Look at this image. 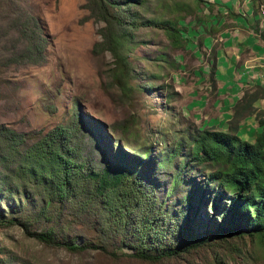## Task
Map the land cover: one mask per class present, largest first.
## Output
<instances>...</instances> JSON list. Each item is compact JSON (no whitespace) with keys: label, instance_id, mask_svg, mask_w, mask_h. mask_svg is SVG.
I'll list each match as a JSON object with an SVG mask.
<instances>
[{"label":"trees","instance_id":"1","mask_svg":"<svg viewBox=\"0 0 264 264\" xmlns=\"http://www.w3.org/2000/svg\"><path fill=\"white\" fill-rule=\"evenodd\" d=\"M144 4L145 0L84 2L88 15L102 22L91 51L110 53L112 75L120 86L127 83V48L139 26L163 29L173 45L181 41L179 27L144 18L139 9ZM39 22L16 0H0V36L11 40L10 48H1L2 64L43 59L46 34ZM260 34L264 36V30ZM17 41L22 43L18 48ZM210 78L213 85L212 74ZM260 97L264 98L263 86L244 87L225 129L194 128L188 135L187 157L177 169H193L201 181L188 186L194 179L191 175L174 177L166 193L176 183L184 193L173 206L156 198L152 182L140 170L95 167L82 154L79 142H73L81 126L78 121L70 127L56 124L32 137L0 123V224L17 225L28 236L69 250L96 249L148 261L245 236L263 242L264 108L254 104ZM247 115H253L260 126L252 141L237 134ZM179 145L180 141L177 149ZM177 149L175 145L172 152ZM119 150L128 167L133 161L150 159L147 149L139 151L141 158ZM180 207L185 210L178 221ZM197 218H205L206 224L199 226Z\"/></svg>","mask_w":264,"mask_h":264},{"label":"rangeland","instance_id":"2","mask_svg":"<svg viewBox=\"0 0 264 264\" xmlns=\"http://www.w3.org/2000/svg\"><path fill=\"white\" fill-rule=\"evenodd\" d=\"M260 1L255 4L264 27ZM84 2L16 0L20 9L38 17L46 42L40 62L4 65L0 60V123L32 137L56 124L70 127L78 121L81 126L73 142H79L82 154L95 167L140 170L152 182L158 200L177 205L184 188L176 183L166 193L170 181L179 174L194 178L188 186L201 181L199 172L177 169L187 157L188 135L194 128L221 125L215 121L210 78L217 41L208 37L230 25L226 20L234 13L207 0H145L139 8L142 16L179 27L181 41L173 45L163 29L139 26L127 48V83L120 86L112 75L110 53L91 51L102 22L88 15ZM220 19L225 20L220 23ZM21 44L17 41L16 47ZM2 46L10 48L11 40L0 36V57L5 53ZM204 84L209 90L202 98ZM119 148L123 155L139 158V151L147 149L150 159L133 161L128 167ZM180 210L178 221L185 208ZM196 223L205 225L206 220L197 218ZM228 243L148 261L96 249L73 251L28 236L17 225L0 224V264H264V241L245 236Z\"/></svg>","mask_w":264,"mask_h":264},{"label":"crops","instance_id":"3","mask_svg":"<svg viewBox=\"0 0 264 264\" xmlns=\"http://www.w3.org/2000/svg\"><path fill=\"white\" fill-rule=\"evenodd\" d=\"M216 3L221 11L233 12L226 22H232L215 32L217 44L213 49L212 69L215 97L212 107L216 108V119L220 120V129H225L231 116L232 105L239 100L244 87L258 84L264 87V30L260 8L255 0H207ZM220 23L225 19H220ZM205 38L203 39L204 43ZM211 48V47H210ZM204 84L205 91L209 90ZM205 101V100H204ZM257 108H264V98H258ZM230 108V111H229ZM218 117V118H217ZM220 118V119H219ZM260 126L253 115L242 118L237 134L252 141Z\"/></svg>","mask_w":264,"mask_h":264},{"label":"built area","instance_id":"4","mask_svg":"<svg viewBox=\"0 0 264 264\" xmlns=\"http://www.w3.org/2000/svg\"><path fill=\"white\" fill-rule=\"evenodd\" d=\"M259 10H261V9H259Z\"/></svg>","mask_w":264,"mask_h":264}]
</instances>
